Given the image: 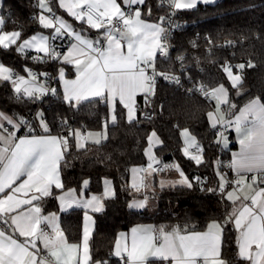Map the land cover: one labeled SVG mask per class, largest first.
<instances>
[{
  "label": "snow or ice",
  "instance_id": "snow-or-ice-1",
  "mask_svg": "<svg viewBox=\"0 0 264 264\" xmlns=\"http://www.w3.org/2000/svg\"><path fill=\"white\" fill-rule=\"evenodd\" d=\"M58 3L75 20L86 22L90 28L96 29L98 38L89 39L55 14V18L41 14L40 25L46 29H54V34L33 35L17 44L21 38L20 31L4 32L0 33V46L9 48L17 45L16 50L20 53L34 49L47 59H42L39 55L33 59L46 63L61 57V53L49 43L50 39H62L66 35L74 41L70 43L62 59L75 66L76 79L66 80L63 68L58 72L64 85L63 100L70 106L98 99L110 106L111 119L115 123L118 101L127 110L128 121L132 122L135 119L134 97L139 92L154 94L157 77L180 84L179 77L161 72L156 67L157 51L167 55V48L164 46L166 30L162 22L148 23L141 18V6L145 4V0H122V3L117 0H58ZM172 3L176 8H193L197 0H186V3L172 0ZM39 7L46 12H52L46 0H39ZM150 13L151 9L148 11ZM4 23V18L0 17V27ZM237 67L243 69L245 65L240 64ZM224 70L232 86L237 87L241 76L233 75L231 67ZM24 71L28 79L18 73L14 74L10 68L0 63V81L11 82L18 100L27 97L36 101L46 95L57 94L56 89L47 87L46 83L37 82L38 75L47 76L46 73L38 74L27 67ZM199 91L206 98L216 100L215 113H208L212 127L221 125L224 128H233L240 145V151L233 154L229 165L237 178L231 182L236 187L227 192V199L232 202L233 209L225 222L233 223L239 233V258L249 264H264V187L259 186L264 184V101L254 98L234 118L226 119L221 114V105L228 104L231 109L236 107L235 104H230L227 90L223 86L208 90L200 85ZM145 99L147 100V96ZM39 117L44 132L49 133L43 113ZM25 125L27 121L23 117L14 118L0 112V264H77L76 255L80 246L69 244L58 226L57 216L43 215L42 208L34 201L55 195L62 211L75 205L91 207L98 212L102 209V204L95 196L82 202L72 191L63 195L53 192L54 188L61 191L64 188L59 162L69 147L68 137L16 136L15 133ZM72 135L77 138L79 146L81 133L75 131ZM182 135L186 145L196 146L195 138L188 130H183ZM220 135L223 137V132ZM148 140L150 147L146 154L150 160L148 167L152 168L153 163L160 164V161L152 154L151 146L161 141L155 132H152ZM95 142L99 143V139ZM224 142L226 145V139ZM197 150L200 151L198 146ZM184 154L196 164L202 162L199 154L189 153L188 147L184 149ZM159 170L161 169H153ZM249 173L252 174L250 177ZM179 174L182 179L175 183L191 188L193 184L189 178L182 171ZM219 175V191L223 193L229 182L224 174ZM195 179L199 180V177ZM84 184L86 187L87 181ZM161 184L163 186L164 181ZM245 187L248 191H244ZM107 194L106 188L105 195ZM237 201H240L239 205ZM131 206L143 207L144 203ZM44 225L50 231L42 227ZM222 232V225L216 222L210 224L206 232L191 233L182 232L178 226L170 231L163 226L158 229L141 226L132 229L130 240L121 233L115 243V255L121 259L126 255L124 264H225L221 257ZM88 238L89 232L85 228L83 259L78 264H88L91 259ZM38 241L42 248L38 246ZM94 264L107 262L97 261Z\"/></svg>",
  "mask_w": 264,
  "mask_h": 264
},
{
  "label": "trees",
  "instance_id": "trees-1",
  "mask_svg": "<svg viewBox=\"0 0 264 264\" xmlns=\"http://www.w3.org/2000/svg\"><path fill=\"white\" fill-rule=\"evenodd\" d=\"M53 13L60 12L58 0H49ZM143 15L151 9V16L162 17L167 9L158 5L157 0H145L141 7ZM38 0H1V17L5 23L2 31H20L23 40L41 31L36 17ZM32 15L34 17L32 18ZM153 17V18H154ZM178 19L184 27L176 31L171 39L174 50L163 59L156 56V67L161 72L179 73L181 85L169 84L157 77L152 94L145 101L139 99L136 118L129 122L122 105L116 104L117 120L109 121L106 103L98 99L88 100L70 106L63 100L58 86L57 74L62 65L58 60L37 62L28 53L16 50L17 45L0 47V63L18 73L32 68L44 82L56 83L57 94L31 101L27 97L17 99L9 82L0 81V112L12 117H23L27 124L34 114L41 110L51 134H67L69 147L60 161V175L64 189H80L87 181L86 194H100L104 180L113 186L112 197L103 200V210L94 214V231L89 240L92 261H106L107 264H123L112 256L115 239L119 232L136 224L151 223L156 229L203 230L207 223L216 220L225 223L222 233L221 257L227 264H245L239 258L236 245V231L226 223L232 212V203L219 191L218 172L229 175L228 164L233 143L225 149L220 144L208 113L214 110L212 99L206 100L196 91H188L199 80L209 88L220 85L226 88L233 115L243 104L254 98L264 101V0H216L198 3L193 8L180 9ZM60 53L64 52L62 42ZM182 57L180 64L177 59ZM42 59H47L42 57ZM223 64L238 73L241 81L233 87ZM244 64L243 69L237 66ZM151 104L155 111L152 119L142 117V109ZM67 122L66 124L64 122ZM188 130L201 148L202 162L196 164L183 154L181 132ZM105 131V139L99 143L85 142L78 147L75 131ZM21 131L27 130L22 126ZM155 132L161 144L155 148L157 160L165 167L161 175L173 176L175 165L192 182L193 186H170L157 188L152 198L156 200L153 213L146 210H132L129 201L133 197L129 187V172L133 166H144L147 162L145 151L148 138ZM219 141V142H218ZM199 177V180L195 178ZM205 177L206 180H202ZM203 189V190H202ZM206 189H216L207 191ZM45 209H56L54 196L40 201ZM81 209H72L60 214L59 223L67 241L78 243L82 233ZM160 264V262H156Z\"/></svg>",
  "mask_w": 264,
  "mask_h": 264
},
{
  "label": "crops",
  "instance_id": "crops-1",
  "mask_svg": "<svg viewBox=\"0 0 264 264\" xmlns=\"http://www.w3.org/2000/svg\"><path fill=\"white\" fill-rule=\"evenodd\" d=\"M46 2L50 6L49 0H46ZM117 2L118 3H122V0H117ZM179 2L180 3H186V0H179ZM198 3H206V2H202L201 0H197L196 5ZM207 3H211V2H207ZM58 7H59V10H60V12H58V13L46 12V11H44L43 9H41L39 7V0H38V10L39 11H38V15L36 17V21H37L39 27L41 28V31H37L36 33L32 34L31 36H33V35L51 36L52 34H54V29H46V28H43L40 25V23H39V16L41 14H43V15H45L47 17L55 18L54 15H53V14H55V16H58L61 19L65 20L67 23H69L73 27V29H75L77 32H81L82 35L88 37L89 39L95 40V39L98 38L99 33H98V31L96 29L90 28L86 24V22H81V21L75 20V18H73L70 15H68V13H67V11L65 9H63V8H61L59 6V3H58ZM186 8L187 7H182V8H178V9L180 10V9H186ZM141 11H142V17L141 18L144 21H146L148 23H154V24H160L162 22V17H157V16L154 17L153 16L154 17L153 18L151 16V13L150 14L146 13V15L149 16V17H146V16L143 15V9L142 8H141ZM0 17H1V0H0ZM162 26H163V22H162ZM100 31H103V30H100ZM10 32H12V31H9L8 33H10ZM0 33H4V31H2V27H0ZM31 36H29V37H27L25 39H30ZM23 40H18L17 41V44L22 43ZM62 41H65L67 44L64 47V52L61 54V57L59 58V62L62 64L59 69L63 68V70H64V78L66 80H75L76 79V76H77L75 66L73 64L65 63L63 61V59H62L63 54H65L68 51V48L70 46V43L71 42H74V41H71L70 38H68L65 35L64 38H62V39H59V38L56 39V40H51L50 39L49 40V43L51 45L53 43H56V44L59 45V43L62 42ZM11 46H13V45H11ZM0 47H2V46H0ZM25 53H28V54L32 55L33 57L34 56H37V55H39L41 57H44L42 53L38 54V53L35 52L34 49L25 50V52L22 53V54H25ZM156 56H157V53H156ZM4 66L7 67L6 65H4ZM149 71H151V70H149ZM19 74L25 76V78L28 79V76L24 72L23 73H19ZM233 75H239V74L238 73H233ZM56 78H57V81H58V86H59V88H60V90H61V92L63 94V92H64L63 82L60 80L58 74H57V77ZM9 83L11 84V82H9ZM38 83L44 84V81L41 80ZM231 84H232V82H231ZM220 86H222V85H220ZM220 86H218L216 88H219ZM12 87H13V85H12ZM13 89H14V87H13ZM151 95H149L147 93H144V92H139V93L136 94V96L134 97V100H135V118H136V115H137V111L139 109V99L142 97V100L141 101L143 102V100L146 101V99H145L146 96H147V99H148V97H150ZM91 100H93V99H91ZM83 102H85V101H82L81 103H83ZM117 103H119V102L117 101ZM247 103L243 104L233 115H227L226 119L234 118V115L238 114L239 113V110L242 109ZM107 106H108V111H109V121L112 122V119H111V115L112 114H111L110 106L108 104H107ZM125 111L127 113V110L126 109H125ZM212 112L215 113L214 110ZM40 113H42V111L41 110H38L34 114V117H33L34 120H32L33 122L25 125V126H27V130H28V128L31 129V132H23V131H21V128L22 127H20L19 131H17L15 133L16 136H18V137H24V136L31 137V136L54 135V134H51V133H45L44 132L43 128L41 127V123H40V117H39V114ZM126 116H127V114H126ZM224 131H225L224 134H228V136H229V142H228V145H227L228 147H226L225 149L229 148L230 145L233 144V143L236 145L234 148H232L230 150V157H229V164H228V171L230 172L229 175H230L231 178H233V181H234L237 177H236L235 172L233 171V169L229 165H230V163H231V161L233 159V154L234 153H238L240 151V145H239V142H238V139H237V134H236V132H235V130L233 128H224ZM79 132L81 133V137L79 138L81 142L96 143L95 141L97 139H99V142L105 139V133H104V135H102V133H100L99 136L96 135L97 134L96 132H98V131H86V132L79 131ZM89 134H92V135H89ZM151 134H152V132L150 133V135ZM54 136H57V135H54ZM223 137H224V135H223ZM223 137L220 138V141L222 140ZM75 139L77 140L76 137H75ZM76 144H77V142H76ZM160 144L161 143L156 144V147H158ZM149 147H150V145H149V142H148V146H147L146 151H145L146 160H147L146 164L144 166H133V167H131L130 172H129V187L132 189V193H133V197L129 201V208L132 209V210H146L149 213H153L155 211V209H156V201L154 203V199L152 198V195L151 194L153 193L156 185H157V188L170 187V186H172V187L173 186H185V185H182V184H179V183L173 184V178H176L177 181H179L180 179H182L181 176H180V174H179L180 173V170L177 171V173L175 175H173V176L166 177L165 175H162V177H161L162 180H160V179H159V181L157 180V173L158 174H160V173L157 172V171H153V165H155L156 163H153L152 164V168H149L148 167V165L150 163V160H149V156L146 153H147ZM151 151H152V154L154 155V157L157 159L156 154H155V149L153 151L152 146H151ZM63 155H64V153H63ZM177 168H178V166L175 165V169L176 170H177ZM134 169H135V171H133ZM59 173H60V162H59ZM219 174H222V173L219 172ZM249 174H251V173H249ZM60 178H61V175H60ZM162 181H164L163 186L161 184ZM218 182L220 184V175H219V181ZM248 182H250V181H246V183H248ZM259 186L260 187H264V184L259 185ZM86 187H85V184L83 183L82 187L80 189H78V190L73 189V188H70V189H64V190L61 191L59 189H55L54 188L53 189V192L56 195H63V194H66L69 191H72L73 194L75 195V197L77 199H79L80 201H82V202L83 201L91 200L92 197L95 196V197H97L99 199V202L102 204V209L100 211H98V212L97 211H93L91 207L75 206V205H73L71 208H68V209L62 211L61 208H60V202H59L58 199H56L55 195H54V197H55L56 206H57L55 210L54 209L47 210V209H45V205H43L40 201H34V203L39 204V206L42 208V214L43 215L55 214L57 216V218H58L57 219V223H58V226H59V228L61 229L62 232H63V230H62V228L60 226V223H59L60 214L61 213H64V212H67V211H70L72 209H81L82 210L83 217H82L81 240L78 243H71V242L67 241L69 244H77V245L80 246L79 247V251H78V253L76 255L77 264H78V262L80 260L83 259V240H84V231H85V228H87L88 229V232H89V238H88V247H89V240H90V238L92 236V233L94 231V214L101 212L103 210V208H104V206H103V200L106 199V198L112 197L113 194H114L113 186H112L111 182L109 180H107V179L104 180L103 190H102V192L100 194H86V191H85L86 190ZM106 188H107V191H108L107 196L105 195ZM232 189H233L232 185H230V184L227 183L226 186H225L224 192H223L224 195H225V197H226V199H227V192L232 191ZM244 191H248V189L245 187ZM46 198H48V197H46ZM140 202H143L144 203V206L143 207H132L131 206V205H134V204H137V203H140ZM150 202H152V203H150ZM239 203H240V201H237V205H239ZM246 203H250V201H247ZM25 207H27V206H25ZM232 209H233V205H232ZM86 217H87V219H86ZM213 222H216V223L221 224L222 227H223V229H224L225 223H221V222H218L216 220H211V221H209L207 223L205 229H203V230H190V229H181V230H182V232L183 231H186L188 233H191V232H206L208 230V226L210 224H212ZM230 224L235 228V226H234L233 223H230ZM141 226L155 228L151 223H140V224L134 225L133 227L129 228L128 230L121 231V232L118 233V235H117V237L115 239V242H114L112 256L115 259L121 261V263L124 264V261L127 259V257L125 255L124 256V259H121L120 257H117L115 255V243H116L117 239H119L120 236H121V233H123L130 240L131 233H132V229L133 228H137V227H141ZM42 227H46L47 228L46 225H44ZM47 230L50 231V229H48V228H47ZM8 231L10 232L11 230L9 229ZM167 231H170V230H167ZM235 231H236V229H235ZM238 235H239V233L236 231V245H237ZM17 236H18V234H17ZM64 236H65V234H64ZM18 238L21 239V240L23 239L22 237H18ZM65 238H66V236H65ZM38 246H40L42 248V245L39 244V241H38ZM238 252H239V249H238V245H237V253ZM89 255H90V252H89ZM94 262H97V261H92L90 259L88 261V264H94ZM165 264H168V262H165ZM225 264H227L226 261H225ZM245 264H249V262L248 261H245Z\"/></svg>",
  "mask_w": 264,
  "mask_h": 264
},
{
  "label": "built area",
  "instance_id": "built-area-1",
  "mask_svg": "<svg viewBox=\"0 0 264 264\" xmlns=\"http://www.w3.org/2000/svg\"><path fill=\"white\" fill-rule=\"evenodd\" d=\"M157 2H158V5L160 6V7H162V8H165V9H167V14H166V16L164 17V20H163V27L165 28V30H166V32H165V36H166V40L164 41V46L167 48V55H163V54H161L159 51L157 52V55H159L160 57H162L163 59H166L169 55H170V53L174 50V46L172 45V42H171V39H172V37H173V35H174V33L176 32V31H178L180 28H182V27H184V24H183V22L182 21H180L179 19H178V11H179V9L178 8H176V7H174V5H173V3H172V0H157ZM34 17V15H32V18ZM66 42L65 41H62V47H65L66 46ZM54 47H55V49H56V51H60V45H58V44H56V43H53L52 44ZM31 58L33 59V56L31 55ZM34 60V59H33ZM181 63V60L180 59H177V64H180ZM226 67H230L229 65H227V64H223L222 65V68L223 69H225ZM30 69H32V68H30ZM33 71H35L34 69H32ZM225 71V70H224ZM35 72H37V71H35ZM13 73L15 74V73H18L17 71H13ZM26 75H27V73L26 72H24ZM38 73V72H37ZM19 74V73H18ZM39 74V73H38ZM171 74H174L175 76H177V77H179V79H180V84L179 85H181V83H182V78H181V76H180V74L179 73H171ZM165 80V79H164ZM41 81V78H40V75H38V78H37V82H40ZM156 81H157V79H156ZM167 83H169V84H176V83H173V82H170V81H168V80H165ZM44 83H46V85H47V87H49V88H54V89H56V83L54 82V81H52V82H44ZM178 85V84H177ZM200 85H203L206 89H208V90H212V89H215V88H209V87H207V85L204 83V82H202V81H199V80H197V81H195L193 84H192V86H191V89H193V91H196L197 93H199L204 99H206V100H209V99H212V98H206L200 91H199V86ZM50 95V94H49ZM48 95H46L45 97H43L42 99H44V98H46ZM154 115H155V111H154V109H153V106L151 105V104H146L144 107H143V109H142V117L144 118V119H146V120H150V119H152L153 117H154ZM30 123V120H29V122H28V124ZM28 130H31L30 128H28ZM220 132H223V135H224V128L222 127V126H220V125H218L217 126V128H216V130H215V133H216V135H217V137L219 138V140H220V138H221V135H220ZM66 135H69V133H67ZM66 135L65 134H61V135H59V136H61V137H66ZM85 139V138H84ZM199 149L201 150V148L199 147ZM197 150V149H196ZM198 151V150H197ZM200 152V151H199ZM164 165L162 164V163H160V164H155V165H153V169H161V170H159V171H157V172H163L164 171V169H165V167H163ZM222 174H224L225 176H226V179H227V181L229 182L228 184H230V185H232V187L234 188V187H236V185H234V184H232L231 182L233 181V178H231V177H229L228 175H227V173L226 172H221ZM252 174H248V176L250 177ZM202 180L204 181V180H206V178L205 177H203L202 178ZM250 204V203H249ZM45 229L47 230V228L45 227Z\"/></svg>",
  "mask_w": 264,
  "mask_h": 264
},
{
  "label": "rangeland",
  "instance_id": "rangeland-1",
  "mask_svg": "<svg viewBox=\"0 0 264 264\" xmlns=\"http://www.w3.org/2000/svg\"><path fill=\"white\" fill-rule=\"evenodd\" d=\"M202 2H205V0H201ZM213 1H216V0H208V2H213ZM226 89V88H225ZM213 101H214V111H216V100L215 99H213ZM224 105H221V114H223V115H225V118L227 117V115L229 114L226 110H225V108L223 107ZM189 132V131H188ZM97 134H100V133H102V135H104V130H101V131H98V132H96ZM189 134L192 136V137H194L190 132H189ZM157 136V135H156ZM181 137H182V141H183V148H182V151H183V154H184V149L186 148V147H188V151H189V153L190 154H199L200 155V157H201V160H202V155H201V153L200 152H198L196 149H197V146H198V143H197V141H196V138H195V141H196V146H191V147H189L188 145H186L185 144V137L182 135V132H181ZM225 139H226V141H227V143H226V145H225ZM219 140V139H218ZM76 142H77V140H76ZM228 142H229V136H228V134H224V137L222 138V140L220 141V143H221V145H222V147L223 148H226V147H228L227 145H228ZM83 144H85V142H81L80 141V139H79V146H78V143H77V146L78 147H80V146H82ZM155 147H156V144L155 143H153L152 144V148H153V151H154V149H155ZM185 155V154H184ZM187 157H189V156H187ZM194 161V160H193ZM195 162V161H194ZM219 173V172H218ZM161 177H162V175L161 174H158L157 173V180L159 181V179L160 180H162L161 179ZM166 177H169V176H167L166 175ZM168 179V178H167ZM176 178H173V184H176L175 182L177 181V179L175 180ZM155 201L156 200H154V203H155ZM150 203H152V202H150Z\"/></svg>",
  "mask_w": 264,
  "mask_h": 264
}]
</instances>
